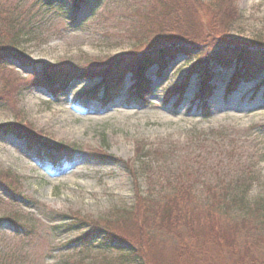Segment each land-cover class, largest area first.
<instances>
[{
	"label": "rangeland",
	"instance_id": "obj_1",
	"mask_svg": "<svg viewBox=\"0 0 264 264\" xmlns=\"http://www.w3.org/2000/svg\"><path fill=\"white\" fill-rule=\"evenodd\" d=\"M38 1L0 0V43L21 51L40 70L41 64L97 65L134 55L147 41L142 17L161 0H89L77 23L69 19L68 2L45 7ZM196 1L205 38L207 6L215 0ZM236 6L234 48L264 46V0H238ZM202 45L208 49L211 40ZM201 51L206 49L194 56ZM252 59L243 54L240 60ZM196 60L178 55L167 61L161 77L150 70L154 95L143 108L128 102L124 88L106 108L93 101L85 106L79 97L97 82L77 83L55 100L41 89L28 93L24 81L34 68L12 60L0 66V127H31L52 144L76 146L70 160L55 167L23 142L0 137V173L8 174L7 182L22 196L0 189V264H157L152 251L144 253L133 241L124 228L129 225L121 224L127 229L122 231L118 223L142 211V199L153 204L182 184H192L203 205L210 202L211 188L230 202L232 217L251 214L264 227V89H256L264 73L228 96L233 68L214 69L216 88L206 116L194 100L198 76L177 103L176 93L168 95ZM87 147L112 157L97 161ZM70 222L73 228L59 227ZM94 229L112 231L118 241L108 245L98 236L79 242Z\"/></svg>",
	"mask_w": 264,
	"mask_h": 264
},
{
	"label": "trees",
	"instance_id": "obj_2",
	"mask_svg": "<svg viewBox=\"0 0 264 264\" xmlns=\"http://www.w3.org/2000/svg\"><path fill=\"white\" fill-rule=\"evenodd\" d=\"M57 1L59 0L38 2L42 6L52 7ZM66 1L73 8L71 21L77 19L82 7L89 2V0ZM237 1L215 0L207 6L211 17L206 25L210 31L205 38H202L203 31L197 18L200 6L196 0H161L157 10L153 8L142 17V21L147 24L144 26V39L147 41L143 44V49L139 50L140 53L136 50L137 52L129 57L97 65L74 66L68 62L43 64L38 71L36 63L29 61L21 51L0 43V66H4L8 60H14L22 66L33 67L34 74L31 79L24 81L23 90L42 86L54 94L66 89L71 81H91L98 78L104 81L108 89L114 81H123L127 74L131 73L136 79L132 96L136 97L138 104L143 105L148 103L145 95L151 92V82L146 78V72L157 66L161 73L168 60H173L176 54H183L198 59L184 81H188L193 75L200 77L198 97L205 102L213 90L211 84L213 66L231 67L235 64L232 87L242 81L255 80L264 72V46L260 47L262 44L257 47L249 46L248 49L234 48L237 45H234L230 34L232 25L240 16ZM186 13L189 16L184 15ZM20 28L21 26L18 30ZM206 40H211L208 49L202 45L206 44ZM202 49L206 51L194 56L195 51ZM243 54H249L254 59L240 60ZM186 85L185 82L177 86L174 92H182ZM208 112L206 108L205 114L208 115ZM261 128L264 130V125ZM1 134L25 138L31 145L42 141V137L31 127L21 125L0 127ZM42 145L49 147L50 144L42 142ZM91 152L100 160L111 157L100 149H92ZM7 177L8 174L0 173V184L13 195L20 196L16 193V187L7 182ZM207 190L210 202L206 205L196 201L192 184H182L172 195L150 205L148 200L142 199L141 203H137L142 211L128 216V221L118 223V227L121 228V224L129 225L124 228H129L133 241L144 253L152 251L157 264H264L262 222L251 214L232 217L230 202L222 200L211 188ZM135 215L136 221L132 220ZM131 220L133 224H126ZM16 226L28 231L24 225ZM109 232L107 229H94L79 241L88 243L102 236L104 242L112 245L118 240L113 238L112 231L110 234ZM122 234L125 232H120V235Z\"/></svg>",
	"mask_w": 264,
	"mask_h": 264
}]
</instances>
